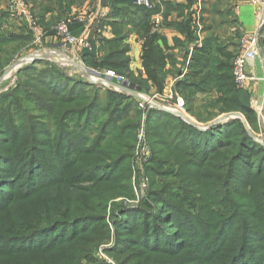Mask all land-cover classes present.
Returning a JSON list of instances; mask_svg holds the SVG:
<instances>
[{
  "label": "trees",
  "instance_id": "16d2710c",
  "mask_svg": "<svg viewBox=\"0 0 264 264\" xmlns=\"http://www.w3.org/2000/svg\"><path fill=\"white\" fill-rule=\"evenodd\" d=\"M24 1L31 3V11L44 29L46 28V34L49 36L55 33L51 25L70 14L72 8L88 0H43V3L39 0ZM103 1L107 2L110 10L100 27L109 26L112 37L105 38L96 34L97 47L90 42L91 49L81 51L82 62L94 70H110L118 75L122 74L146 93L149 89L147 82H150L161 94L167 75L165 66L168 56L158 44L161 37L150 34V18L155 10L137 6L135 0ZM208 6L214 8L216 13L221 11L220 6H210L205 3L203 4L204 14H212ZM226 9L224 14L233 16L231 8ZM48 14L55 15L49 18L51 23L46 21ZM6 15H8L6 11H0V68L4 60L13 55V52L25 47L31 41V35L25 32L11 34L10 37L4 36L2 30L6 24ZM233 23H236L235 19ZM74 24L77 23L73 22L70 25L71 32ZM165 25L180 31L188 43L195 38L191 31L190 20ZM206 30L209 31L210 26H205ZM131 33L137 34L144 40L141 59L145 80H134L129 70V46L125 41ZM239 34L221 39L214 33H208L203 45L191 54L186 72L181 78H175L174 91L185 100V110L189 115L194 114L193 104L198 95L216 92L218 96L215 100L209 101L212 105L219 108L221 112H239L251 128L256 125L258 117L250 103L251 95L236 85L232 73V61L240 45L235 41L241 38ZM230 47L233 50H230ZM186 58L187 52H185L182 70H185ZM45 66L40 70H35L34 65L26 67L22 70V74L29 72L36 74L38 82L34 84L36 89L43 88L45 92L48 89L54 95L64 99L72 97L74 102L85 105L80 109H57L55 124L56 127L61 128L57 137L52 138L50 147L58 143L63 148L59 153L56 151L48 154L52 155L51 157L44 156L43 161L34 154V150H23L20 137L12 139L9 146H6V142L0 141V166L9 161L12 163L9 168L0 172V189L11 185L12 179L15 180V187L20 186L17 193L13 195L14 201L11 204L6 208L4 206L7 205L8 200L0 204V264H79V259L89 254V250L96 246L94 244L98 245L102 240L107 239L105 238L107 232H104L108 231L104 220L105 203L112 194L107 193L104 201L102 198L93 196L94 188L84 189L79 188L78 185L80 182H91L94 185L113 183L121 176L120 162L127 161L129 158L124 156L125 146L118 144L120 137L103 144L100 136L101 133L107 134L110 128L119 129V134L124 135L129 130L133 131L134 121L122 120L123 117H121L131 105H134L133 99H126V107L120 108L119 102L123 96L112 92L107 94V104L103 105L97 94H94L92 98L86 97V93L82 90L85 82L79 79L74 80L71 76L48 67V64ZM17 94L20 97L21 94L26 97L29 93H24L21 85ZM9 102L17 104L15 100L13 103L10 100ZM6 113H10V107L5 105L0 110V124L4 116V126L9 125ZM210 116H207V120L200 117L197 119L206 125L208 124L206 122L213 120L216 115ZM147 121L151 128L165 131L166 137L171 138L172 144L187 155L193 169L191 172L194 181L192 186L189 179L184 177V183H190L192 189L199 192L200 187L206 182L218 183L224 177H228L226 181L232 186L231 190L234 192L230 196L237 204H229L231 199L225 198L224 213L226 215H219V220L215 224L210 217L212 215L204 214L200 207L192 204L183 206L179 203L166 204L160 201L157 202L158 207H164L168 212L158 210L156 214L141 209L127 210L122 217L121 213L119 218L114 217L116 244L107 251L109 255H118L132 249L135 250L132 253H141L145 256L152 253L163 254L170 250H163L162 245L167 248L176 246L181 240L188 241L190 233H193V237L200 240L199 243L173 248L174 251L180 249L179 254L183 251H187L188 255L192 253L191 258H195V262L185 264H201L203 260L213 257V254H220L224 258L227 254L225 248L230 243V237L233 236L231 234L233 230L228 231V222L231 219L225 220L230 216L239 220L237 229L240 231L239 238L233 247L232 255L220 260L218 264H238L240 260L245 262L249 259L253 260L254 254L259 251L261 256L264 255V250L259 247L264 243V203L258 206L252 201L241 203L236 195L244 172L252 173L255 169L253 173H257L264 169V147L249 136L240 120H230L206 130H200L187 124L178 116L153 108L147 112ZM91 126H96L95 129H97L96 139L91 140L92 148L88 146V141H85L89 136L85 139L77 134L80 128H91ZM7 131V135H10L13 130L8 128ZM35 131L32 127L27 129L28 134H33ZM0 132L4 135V128H0ZM73 151L78 153L76 158ZM83 155L86 157L95 155L97 158L92 161L88 158L81 159ZM37 171V174L44 173L43 178L45 180L50 178L53 183L48 185L49 183L45 182L46 184L42 187L31 190L32 183L30 181L26 183L25 180L28 177L31 179ZM47 172H50V175L46 177ZM60 173H62L61 176H55ZM216 174L221 175L222 178L220 180L211 178V175ZM262 189L264 191V187ZM6 193L8 195L10 192ZM82 199L86 201L83 202ZM25 202L28 203V208L24 206L19 208L18 204ZM242 211L250 212L253 216L245 222L239 215ZM15 215L17 218H14ZM199 222H204L209 228L218 225L214 229L215 237L202 241L205 235L197 234L200 233ZM13 225L19 226L14 229ZM134 225L136 229H131ZM164 225H173V227L165 232ZM174 232H178V237L176 242L170 245V236ZM45 236L47 241L45 244L38 247L28 246L27 243L30 241H40ZM51 238L55 240L49 241ZM258 238H262L263 241L258 242ZM135 259L131 261H136ZM93 264L105 263L100 261ZM204 264H217V260H208Z\"/></svg>",
  "mask_w": 264,
  "mask_h": 264
},
{
  "label": "rangeland",
  "instance_id": "374dc122",
  "mask_svg": "<svg viewBox=\"0 0 264 264\" xmlns=\"http://www.w3.org/2000/svg\"><path fill=\"white\" fill-rule=\"evenodd\" d=\"M24 4L31 10V3L25 2L22 0ZM40 3H43V0H39ZM264 2V0H261ZM226 2V1H225ZM206 3H211V5L221 6L222 2L221 0H207ZM8 5L9 0H7V7L5 11L7 12V20L5 27H8L10 25H19L22 27V29L25 31V33H29L31 35V41L29 44H27L25 47L20 48L15 53L13 52V55L8 59L4 60L3 66L0 68V110L3 106H9L10 107V113H6V120L9 123L8 126H4V116L2 119V123L0 124V128H4L5 134H0V141L2 143H7L6 146H9V142L17 137H20V140L23 142V150H34V154L38 156L41 161H43L44 156L51 157V154L53 152H60V150L63 147H60L58 143H55L53 146L50 147L51 142L54 138L57 137V135L60 132L61 127H56L55 120L57 119V109H80L85 104L80 102H74L72 97H68L67 99L61 98L58 95L52 94L48 89L45 92V89H36L34 84L38 83L36 79V74L34 72H29L27 74H22V70L26 67L34 65L35 70L43 69L45 64H48V67H53L60 73H64L65 75L71 76V78L79 79L85 82V87H83V92L86 93L87 98H92L94 94L98 95L99 101L101 104L105 105L106 103V96L109 93L123 96L122 100L119 102L120 108H125L127 101L126 99L131 98L133 99L134 105H131L129 109L126 111V113L122 114L121 117L122 120L125 119H132L134 121L135 127L132 130H129L126 135L119 134L120 130H116L115 128H108L107 134L101 133V141H103V144L108 143L110 141H114L117 137H120V140L118 141V144L125 146L124 152L125 157L128 156L127 161L120 162V174L121 176L117 178L113 183L111 184H98L94 185L93 183L88 182H80L79 188L86 189L87 187L94 188L95 193L93 196H96L98 198H102L104 201L106 200V194L111 192L112 196L107 199V203H105V214H104V220L105 225L108 228L107 235L105 240H102L100 243L94 244L93 248L89 250V254H87L85 257H81L79 259V264H93L98 263L100 261L104 262L105 264H185V263H194L195 258H191L193 255L192 253L188 255L187 251H183L179 254L178 251H174L173 248H180L182 246H190L192 244H197L200 242L198 238L193 237V233H190V236L188 237V241L181 240L176 246H169V248L164 247L162 245L163 250H170L166 251L163 254H157L152 253L147 256L141 254V253H132L135 252V250H129L128 252H122L118 255H109L107 252L111 248H113L116 244V235H115V229H114V221L115 219L119 218L120 213L121 217L123 213L127 210H133V209H141L145 211H149L152 214H156L158 210H165L168 212L167 209L164 207H158L157 202L163 201L166 204H174L179 203L180 205L187 206L188 204H192L193 206L200 207L202 211H204V214L212 215V220L215 223L219 220V215L225 216L224 208L225 203L224 199H231L229 204H233L237 202L232 199L230 195L234 194V192L231 190V185L227 183V178L224 177L221 181H218V183H213L211 181L206 182L203 184L199 192L192 189L190 186V183L194 181V176L192 175V168L190 166V161L186 154H183L180 150L177 149L176 146L172 144L171 138L166 137V132L158 130L157 128H151L149 126V123L147 121V113H144L139 107H138V99L139 96H136L134 93H131L132 95H128L124 93L122 90H116L115 87H112V85H107L105 83H97L99 80V76H97V79L90 80L87 78L85 73H83L79 68L75 67L72 68L71 65L69 67L65 68L64 65L59 60L56 62L54 60L53 56L50 55V46L51 44H48L46 41V37L48 36L46 34V28L41 30V33H45L43 37H41V41H43L42 44L39 42L35 43V35L33 34L32 30H28V24L24 20H20L16 17H12L8 11ZM225 5V4H223ZM222 5V6H223ZM231 6V4H230ZM251 6V5H250ZM228 5L226 6V8ZM207 8V7H206ZM209 8V6H208ZM209 12L212 14L207 13V21L208 26H211L214 24L215 18L217 16L216 11L214 8L210 7ZM227 9H225L226 12ZM253 10V8H252ZM32 13V11H31ZM224 14V13H223ZM33 15V14H32ZM69 15V14H68ZM66 15L65 17L61 18L60 20L56 21L54 25H51L54 29V27L63 19L68 17ZM252 16V15H251ZM254 16V12H253ZM33 20L35 21L36 18L33 15ZM51 19V18H50ZM50 19L47 21L48 23ZM21 21H23V26L21 24ZM37 21V20H36ZM5 22V21H4ZM46 23V24H48ZM38 25L43 27V25L38 22ZM27 28V29H26ZM16 30V29H15ZM210 33H214L218 35L221 38H230L232 37L230 32H225V30H214L210 29ZM2 33L6 37H10L11 34L15 35L16 33L13 30H2ZM258 35L260 37L259 39V56L256 59L255 64V70L258 74L256 78H258V81H261V88H256V90H260V92H263V94L258 98L256 109L258 110L260 107L263 108L262 116L259 118L257 113V121L256 125H254V128H251L250 125L245 120L244 116L239 112H221L219 108L212 105L209 101L215 100V97L218 95L216 92H209L200 94L197 96L196 102L193 104V112L194 114H188L186 111V115L190 116L192 120H194L197 125L204 126L202 122H200L197 118L200 117L201 119L207 120V116L216 115L214 119L230 115V117L227 119V121L230 120H240L244 126V129L246 132L251 136V138L258 142L261 140H264V17L260 22V26L258 27ZM240 37V34L238 35ZM243 35L241 36V38ZM241 38L238 40H235L236 42L241 41ZM45 39V40H44ZM224 41V40H223ZM203 45V44H202ZM201 45V46H202ZM232 47H230V50ZM52 49V48H51ZM48 54V55H47ZM238 54V53H237ZM236 54V56H237ZM40 57H45L46 59H40ZM235 56V57H236ZM22 59L23 62L20 63V65H16V62L18 60ZM27 59V60H25ZM48 59V60H47ZM235 59V58H234ZM63 60H67V57H63ZM40 62V63H39ZM46 62V63H45ZM70 62V61H69ZM234 60L232 61L233 64ZM188 64H186L187 68ZM83 68L92 71H95L94 69L83 65ZM97 73L103 72L99 69L96 70ZM88 74V73H87ZM89 74H93L90 73ZM33 75V77H32ZM118 75V74H117ZM119 76H122V74H119ZM124 78L123 82H127L129 84H133V82H130L129 79L122 76ZM174 80L173 78L171 80L170 89L174 91ZM102 81V80H101ZM256 81V82H258ZM22 82V83H21ZM103 82V81H102ZM116 82V81H115ZM118 84V82H116ZM255 82H249V86L254 85ZM22 85V90L24 93H29L26 97H23L21 94H17V90L19 86ZM40 87V86H39ZM41 88V87H40ZM247 91V89H244ZM175 92V91H174ZM155 94H158L160 96H163L162 94L158 93L157 91L154 92ZM177 93V92H176ZM250 94H252L249 91ZM13 94V95H12ZM178 94V93H177ZM261 94V93H260ZM179 95V94H178ZM181 97V95H179ZM142 99V98H141ZM9 100L13 103L14 100L17 102V104H11ZM137 100V102H136ZM166 100V99H160L159 101ZM184 100V99H183ZM185 102V100H184ZM167 103V102H166ZM210 103V104H209ZM156 104L162 105L163 102H157ZM169 103H167V107ZM186 105V102H185ZM136 106V107H135ZM159 108V107H158ZM161 109V108H159ZM162 110V109H161ZM163 111V110H162ZM169 113V112H168ZM171 114L175 113L170 111ZM236 114H240L242 116L241 118H237L235 116ZM212 120H210L211 122ZM226 121V122H227ZM76 120H74V123ZM206 122V123H210ZM118 124L122 122H117ZM76 124V123H75ZM80 126H82L80 124ZM35 128V132L33 134H28L27 129L28 128ZM12 129L13 131L10 133V135H7V129ZM95 127L91 128H80L78 131L75 128V131H77L78 135L83 136L85 139L87 136H89L88 139L85 141L89 144L88 146H93L91 140L94 138L96 139L97 135V129ZM70 130H72V127H70ZM1 133V132H0ZM119 134V135H118ZM53 138V139H52ZM104 139V140H102ZM260 144V143H259ZM55 147V148H54ZM92 150V149H91ZM80 152V151H78ZM90 152V151H89ZM87 152V154L89 153ZM73 154H75V158L78 155L75 151H73ZM88 158L90 161L97 158L95 155H91L90 157H86V155L81 156V159ZM253 160V158H252ZM255 160V159H254ZM215 162V161H214ZM253 162V161H252ZM254 163V162H253ZM12 163H6L4 165L0 166V172L5 171L7 168L11 166ZM251 169V168H250ZM255 169H253L252 173L244 172L243 178L241 179V185L237 189L238 199H240L241 203L250 202L256 206L261 205L264 203V169L259 170L257 173H253ZM194 172V171H193ZM38 171L35 173L34 176L28 177L25 182L28 183L30 181L31 184V190L34 188L42 187L43 184H46L45 182H48L50 184L53 183V181L48 178L44 179V173L37 174ZM50 175V172H47L46 177ZM62 173L57 174L55 176H61ZM184 177H187L189 179L190 183H184ZM211 178H216L217 180H220L222 178L221 175H211ZM15 180H10L11 185L3 186L0 189L1 194V201L0 204H4L5 200H8L7 205L4 206L6 208L9 204H11L14 201L13 195L17 193L19 187L14 186ZM193 186V184H192ZM6 192H10L8 195H6ZM230 196V197H227ZM12 198V200H10ZM10 200V201H9ZM81 201H86V199H82ZM19 208L24 206L25 208H28V203H21L18 204ZM239 215L243 219V221H248L247 219H251L253 216L252 213H243L240 212ZM117 216L115 219L114 217ZM14 218H17L16 215ZM228 222V231H232V235L230 237V243L225 248L227 250V254L224 258L221 257V255L213 254V257H210V259L203 260L201 264H204L208 260H217V264L220 260H224L229 258V256L232 255L233 247L237 244V240L239 238V220L234 219L233 217H229L225 220H230ZM200 226L199 234H203L202 241L209 240L211 238L215 237V228L218 225H213V227L209 228L204 222H199ZM245 227H246V223ZM16 226L19 225H13L14 229H17ZM172 226H165L164 229L170 230ZM131 229H136L135 225ZM190 231V230H189ZM178 232H174L170 236V245L174 244L178 237ZM55 239L51 238L49 241H54ZM263 241L262 238H258L257 241ZM161 241V240H160ZM46 236L43 237L40 241H30L28 244L31 246H41L45 244ZM162 242V241H161ZM214 242V239H213ZM259 247H261L264 250V243L260 244ZM129 248V247H128ZM105 251V252H104ZM187 252V253H186ZM260 251L254 254L253 260H246L248 264H257L260 262V264H264V255H260ZM136 258V261H131V259ZM181 259V260H180ZM73 260V259H72ZM137 262V263H134ZM245 261L240 260L238 264H247ZM199 263V262H198Z\"/></svg>",
  "mask_w": 264,
  "mask_h": 264
},
{
  "label": "crops",
  "instance_id": "0c3cea01",
  "mask_svg": "<svg viewBox=\"0 0 264 264\" xmlns=\"http://www.w3.org/2000/svg\"><path fill=\"white\" fill-rule=\"evenodd\" d=\"M206 1L207 0H200L202 39L199 42H197L191 23L193 22V15L197 10L198 0H151L153 8L150 10H155V12L152 14L150 18V34H157L159 37H161V39L158 41V44L160 48L163 50L164 54L168 56L167 63L165 66V71L167 75L165 77L164 89L161 93L164 97H167L171 92L170 89L171 80L176 77L181 78L182 75L186 72V67L185 70L181 69L185 57V52H187L186 64H188L191 54L194 52V50L201 47L207 34L210 33L207 30L205 31V26H208L207 17H209L207 16V13L206 14L203 13V4H205ZM222 5L220 6V10H221L220 13H216L217 14L215 18L216 22L210 26V29L212 28L217 31L225 30V32H230L232 37H234V35L237 33H240V36H242V35L250 34L255 31V29L257 28V22L255 21L253 16L254 8L250 6L247 0H228L226 2L222 1ZM227 5L228 8H231L233 16H228V14H223ZM6 7H7V0H0V11L4 12ZM109 10L110 8L107 2L103 0H88L83 4L72 8L69 15H76L81 18V21L78 22L76 21L77 24H74L72 27L73 35L76 37H84L88 39L90 42L95 44L94 45L95 47H97V42L95 40L97 37L96 34L105 38H111L112 35H111L110 27L109 26H103L102 28L100 27L101 23L105 20L106 16L108 15ZM54 16L55 15H49V14L46 15V21H48L50 17H54ZM156 16L161 17V27L158 30V32H152L153 20ZM233 19L236 20V23H233ZM36 20L34 21L35 23L34 27L28 25L29 28L28 29L26 28L27 32L28 30H32L33 34L35 35V38H37L38 36L43 37L45 33L42 34L41 30H43L44 27L38 25V20L37 21ZM185 20H190L191 31L195 37L194 40L190 43L186 42L185 36L176 28L170 25H165L166 23L167 24L181 23ZM22 22L23 21H21V24L23 26ZM8 29L13 30L15 33L25 32L20 26V24L10 25L8 27L4 26L3 30H8ZM45 39L48 44L52 45L50 46V55L53 56L56 62L59 60L60 62L58 63L59 64L62 63L64 67L67 68L69 67V65H67L66 63H69L70 61L72 63L70 64L71 67L72 68L76 67L74 63H77V61L74 59L75 58L74 56H77L81 60V53H72L70 50L67 51L61 50L62 49L61 40L59 37L56 36L55 33L54 35L47 36ZM221 39H225V38H221ZM125 42L129 46V52H128L129 70L131 72L132 78L134 80H140V79L145 80L146 76L144 74V70L142 67V59H141L144 40L139 38L137 34L131 33L127 37ZM42 43L43 41L40 42V44ZM65 56L67 57V60H63V57ZM256 59L249 63L248 70L249 72H253V74L257 75L258 77V74L256 73L255 70ZM83 65L85 64L83 63ZM180 71H182L181 75H179ZM87 72L89 74L90 71L87 70ZM99 74L101 78H99L98 81L102 80L107 85L116 84L118 86H121V84H117L114 80L106 78L102 72ZM90 76L93 79V76L92 75ZM253 84L254 85H251V87L248 85L247 91L248 92L250 91L252 93L250 94L251 98L256 99L258 101L259 100L258 98L263 94V92H260V90H256V88L259 89L261 88L260 86L261 81L255 82ZM132 85L139 87L140 91H136L134 89L133 90L126 89V91L134 92L136 96L146 97V96L155 95L154 92H156V88L150 82H147V86L149 88L147 91L148 93L144 92V90L135 83H133ZM115 89L120 90L118 89L117 86H115ZM123 92L128 95H132L131 92L128 93L125 91ZM159 106H161L165 112L170 113V111H172L170 107L168 108L167 104L165 103ZM184 116L189 120L195 122L194 120H192L190 116L188 115H184Z\"/></svg>",
  "mask_w": 264,
  "mask_h": 264
},
{
  "label": "built area",
  "instance_id": "2783aa9c",
  "mask_svg": "<svg viewBox=\"0 0 264 264\" xmlns=\"http://www.w3.org/2000/svg\"><path fill=\"white\" fill-rule=\"evenodd\" d=\"M249 4L254 8V19L257 22V28L254 32L243 35L240 41L238 54L233 62V76L236 85L241 89H247L249 82L258 81L253 74V72H249L248 65L251 61L255 60L259 56V35H258V27L260 26V22L264 17V2L261 0H247ZM135 4L137 6L144 7L148 10L153 8L151 0H135ZM238 9V6H237ZM8 11L12 14V17H16L20 20H24L27 22L29 26L34 27L35 23L33 20V15L31 13L30 7L28 8L26 4L22 0H9ZM81 21V18L76 15H69L62 21H60L55 27L54 32L57 37L61 40V50H70L72 53H81L82 50H90L91 43L88 39L84 37H76L70 31V25L73 22ZM194 35L199 42L202 39V25H201V6L200 0L197 3V10L193 15V22L191 23ZM161 27V17L156 16L153 20V28L152 32H158ZM36 42H41V36L35 38ZM74 56V55H73ZM77 64L83 67V62L77 57L74 56ZM91 72V70H89ZM93 79H97L101 72L97 73L96 71H92ZM106 78L112 79L118 84H121L124 81L122 76L117 75L113 71L106 70L102 72ZM175 82V80H174ZM142 98V99H141ZM138 99V107L144 112L147 113L150 109H153L157 102H163L165 104L169 103L168 108L172 110V112H177L179 114L186 115L185 111V102L182 97H180L176 92L171 90L167 97L160 96L155 94L153 96L141 97ZM160 99H166L159 101ZM167 102V103H166ZM250 103L253 109L258 113L259 118L262 116L263 108L260 107L258 110L255 106H257L256 99L250 98Z\"/></svg>",
  "mask_w": 264,
  "mask_h": 264
},
{
  "label": "water",
  "instance_id": "95a60500",
  "mask_svg": "<svg viewBox=\"0 0 264 264\" xmlns=\"http://www.w3.org/2000/svg\"><path fill=\"white\" fill-rule=\"evenodd\" d=\"M48 55V54H47ZM38 58H40V59H46L45 57L43 58V57H40V56H38ZM25 60H27V59H25ZM48 60V59H47ZM21 62H23V60L22 59H20V60H18L17 62H16V65H20V63ZM74 65L77 67V68H79L83 73H85V75L87 76V78L88 79H90V80H93L92 78H91V76L89 75V74H87L88 72H87V70H85L83 67H81L79 64H77V63H74ZM182 74V71H180L179 72V75H181ZM98 84L99 83H105V82H102V81H98L97 82ZM113 87H115V86H117L118 87V89H120V90H123V91H125V92H131V91H126V89H129V90H136V91H140V88L139 87H136V86H133L132 84H129V83H127V82H122L121 83V86H118V85H113V84H111ZM131 93H134V92H131ZM139 98H141V97H139ZM161 108L162 110H163V108L161 107V106H159L158 104H155V106H154V108ZM164 111V110H163ZM173 115H175V116H178V117H180L182 120H184L187 124H189V125H191L192 127H194V128H197V129H200V130H206V129H209V128H211L212 126H214V125H216V124H220V123H223V122H226L227 121V119L230 117V115H225V116H222V117H219V118H216V119H214V120H212L210 123H208V124H206V125H204V126H199V125H197V123L196 122H193V121H191V120H189L188 118H186L183 114H179V113H177V112H175V113H173ZM235 116H237V118H241L242 119V116L240 115V114H236ZM259 143L264 147V140H261V141H259Z\"/></svg>",
  "mask_w": 264,
  "mask_h": 264
},
{
  "label": "bare ground",
  "instance_id": "6f19581e",
  "mask_svg": "<svg viewBox=\"0 0 264 264\" xmlns=\"http://www.w3.org/2000/svg\"><path fill=\"white\" fill-rule=\"evenodd\" d=\"M64 63V62H63ZM67 65H70V64H72L71 62H69V63H66ZM90 75H93V74H90Z\"/></svg>",
  "mask_w": 264,
  "mask_h": 264
}]
</instances>
